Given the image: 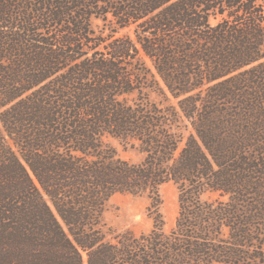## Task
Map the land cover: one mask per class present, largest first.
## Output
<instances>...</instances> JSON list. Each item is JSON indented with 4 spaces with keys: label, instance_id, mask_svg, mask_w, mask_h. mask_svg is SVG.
Listing matches in <instances>:
<instances>
[{
    "label": "trees",
    "instance_id": "16d2710c",
    "mask_svg": "<svg viewBox=\"0 0 264 264\" xmlns=\"http://www.w3.org/2000/svg\"><path fill=\"white\" fill-rule=\"evenodd\" d=\"M115 194L152 228L107 236ZM0 264H264V4L0 0Z\"/></svg>",
    "mask_w": 264,
    "mask_h": 264
},
{
    "label": "rangeland",
    "instance_id": "374dc122",
    "mask_svg": "<svg viewBox=\"0 0 264 264\" xmlns=\"http://www.w3.org/2000/svg\"><path fill=\"white\" fill-rule=\"evenodd\" d=\"M264 4V0H258ZM92 26L97 33H109L107 25L100 19H93ZM129 33L128 29H119L116 35ZM155 98V96H152ZM109 143L115 148L116 153L123 159L139 162L142 155L125 141L119 138H109ZM161 198L160 212L164 218V229L168 231L174 224L178 211L177 189L173 183L162 185L159 189ZM151 198L146 195L115 194L105 205L103 212V230L107 236L113 232L131 230L134 233L149 231L153 221L150 214Z\"/></svg>",
    "mask_w": 264,
    "mask_h": 264
}]
</instances>
